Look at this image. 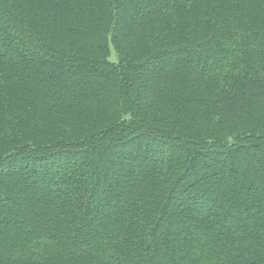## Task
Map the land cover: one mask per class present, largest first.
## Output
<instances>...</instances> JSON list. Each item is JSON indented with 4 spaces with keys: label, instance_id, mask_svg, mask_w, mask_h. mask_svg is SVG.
I'll return each mask as SVG.
<instances>
[{
    "label": "trees",
    "instance_id": "trees-1",
    "mask_svg": "<svg viewBox=\"0 0 264 264\" xmlns=\"http://www.w3.org/2000/svg\"><path fill=\"white\" fill-rule=\"evenodd\" d=\"M0 264H264V0H0Z\"/></svg>",
    "mask_w": 264,
    "mask_h": 264
}]
</instances>
